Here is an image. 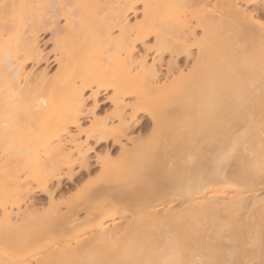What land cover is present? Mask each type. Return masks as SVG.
<instances>
[{
	"label": "bare ground",
	"instance_id": "obj_1",
	"mask_svg": "<svg viewBox=\"0 0 264 264\" xmlns=\"http://www.w3.org/2000/svg\"><path fill=\"white\" fill-rule=\"evenodd\" d=\"M262 5L0 0V264H264Z\"/></svg>",
	"mask_w": 264,
	"mask_h": 264
},
{
	"label": "rangeland",
	"instance_id": "obj_2",
	"mask_svg": "<svg viewBox=\"0 0 264 264\" xmlns=\"http://www.w3.org/2000/svg\"><path fill=\"white\" fill-rule=\"evenodd\" d=\"M207 8V7H206ZM208 8H210L211 9V6H208ZM136 18H138V19H140V16H137ZM259 20H261L263 23H264V5H262V11H261V14H260V16H259ZM258 20V21H259ZM136 21V19H132V21L131 22H135ZM257 21V22H258ZM260 22V21H259ZM260 24V23H259ZM152 42V41H151ZM50 46H47L46 47V51L49 49L50 50ZM193 52H195V51H193ZM165 59H168V58H165ZM165 61H167V60H165ZM254 66V65H253ZM238 68L237 69V71L235 70V68ZM236 67H234V73L233 74H230L228 77H224L223 78V80H222V82L223 83H225V88H224V91L223 92H225V95H228L229 94V91H231V93L234 95V97L235 98H241V97H243V96H245V95H249V94H247V93H249V92H252V89H250V88H256V86L258 87L259 85H262L263 84V79H264V73H262L261 74V76H254V77H250V76H248V74H246V71L245 72H243V71H241V69L242 68H246V65H245V67H244V65H242V66H237L236 65ZM252 67V66H251ZM245 70V69H244ZM247 70V69H246ZM186 72V71H185ZM186 74V73H185ZM254 85H255V87H254ZM260 87V86H259ZM249 90H251V91H249ZM255 91V90H254ZM182 97V96H181ZM110 110L111 108H110V106H104L103 107V110L104 111H106V110ZM103 110H101L99 113L101 114V115H103V114H105L104 113V111ZM241 110V109H240ZM146 183V182H145ZM145 186V185H144ZM42 199L43 200H45V198L44 197H42ZM138 216L137 217H140V219H141V221L143 220L142 219V216L143 215H141L140 213L139 214H137ZM141 215V216H140ZM232 226H234V225H230L229 227H232ZM228 227V228H229ZM234 228V227H233ZM164 229V228H163ZM229 230L232 232V231H234V232H232V233H235V229H233L232 230V228H229ZM227 232H228V230H227ZM25 233V232H24ZM25 234H27V233H25ZM227 235H229V233L227 234ZM233 235V234H232ZM22 236H24V234H22ZM25 237H26V235H25ZM132 239H133V237H132ZM132 241V243H134V241L135 240H131ZM125 242V241H124ZM123 243V242H122ZM122 243H121V245H122ZM118 245H120V243L118 244ZM124 245H126L125 243H124ZM118 247V246H117ZM116 247V248H117ZM120 247V246H119ZM118 247V248H119ZM117 248V249H118ZM123 248V246L120 248V249H122ZM117 249H115V250H117ZM114 250V249H113ZM113 250H110V254H116V253H113ZM123 250V249H122ZM122 250H120V252L122 251ZM117 251H119V250H117ZM116 251V252H117ZM115 252V251H114ZM119 252V253H120ZM123 252H124V250H123ZM122 252V253H123ZM69 254V256L68 255H66V254ZM118 253V252H117ZM119 253L117 254V255H119ZM121 253V254H122ZM63 254H64V252H63ZM71 254V252L69 253V252H66L65 251V254H64V256L65 257H63V255H62V257H63V259H59V258H62V257H59L58 259L59 260H63V261H65L66 259L68 260V258H66L67 256L69 257V258H71V256H73V255H70ZM66 258V259H65Z\"/></svg>",
	"mask_w": 264,
	"mask_h": 264
}]
</instances>
